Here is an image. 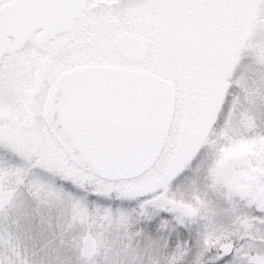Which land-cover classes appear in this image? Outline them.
<instances>
[{
  "label": "snow or ice",
  "instance_id": "obj_1",
  "mask_svg": "<svg viewBox=\"0 0 264 264\" xmlns=\"http://www.w3.org/2000/svg\"><path fill=\"white\" fill-rule=\"evenodd\" d=\"M0 264H264V0H0Z\"/></svg>",
  "mask_w": 264,
  "mask_h": 264
}]
</instances>
